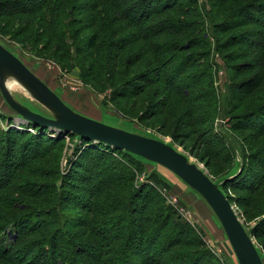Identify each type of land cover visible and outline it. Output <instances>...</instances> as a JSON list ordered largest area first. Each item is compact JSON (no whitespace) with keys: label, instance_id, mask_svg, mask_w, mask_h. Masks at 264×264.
Instances as JSON below:
<instances>
[{"label":"rangeland","instance_id":"rangeland-1","mask_svg":"<svg viewBox=\"0 0 264 264\" xmlns=\"http://www.w3.org/2000/svg\"><path fill=\"white\" fill-rule=\"evenodd\" d=\"M89 1L75 0L77 8L84 9L71 15L67 13L66 19H63V15L59 16L60 13H56L60 18L55 19L57 21L52 24L55 32L50 33L46 30L49 25L44 23L43 10L36 13L31 11L37 0H0V44L14 54L33 75L40 78L63 105L74 113L110 128L162 141L187 158L188 162L202 169L233 205L238 219L257 248L261 262L264 263V193L263 196L251 194L247 188L248 184L256 182L255 177L264 171V167L259 164L261 163L259 147L264 138H259V141L253 143V136L249 131L231 127L235 122L238 125H243L244 122L254 123L258 117L251 120L231 119L225 108L230 92L226 86L239 79L233 67L238 60H234L229 54L239 52L240 49L228 48L227 51H215V38L210 34L211 30H208L211 25L210 16L206 17L203 27L206 38L212 45L210 56L214 73L212 87L216 90L218 107L213 111L214 118L206 125L192 128L195 130L193 132L190 129V119L185 117L186 105L177 100H174L170 107L164 103L165 93H161L162 83L147 87L141 95L126 98L121 96H124L128 89L117 93L113 91L112 86L110 88V82L114 77L111 73L114 69L113 62L108 63L106 58H101L103 64L97 58V51L89 49L85 44L93 32L87 22L88 16L92 14L91 10H87L91 8L90 4H86ZM198 1L206 14L214 12L215 15L216 9L220 6L214 0ZM83 20L85 22H82ZM69 22L71 25H68ZM66 26L68 29H65V33L72 32V38L63 34L62 29ZM249 28L255 30V27L247 29ZM129 31L130 29L127 32ZM124 61L126 62L120 63L121 66H118L117 70L120 73L123 72L122 70H127L130 84L137 82L140 86L145 78L148 77L155 82L160 76L157 73H146V71L151 72L153 66L144 59L135 65L133 62H128V56ZM172 74L173 72H170V75ZM15 81L21 89L19 92L8 90L13 100L30 112L53 120V113L38 103L18 80ZM18 116L13 108L8 106L0 92V171L5 170V162L4 160L1 162V158L5 155L6 159L7 152L2 149L6 146L7 140L9 145L10 140H14L11 145V147L15 146L13 160L22 167V170L17 171L11 179L14 183L12 191L4 194L8 201L13 203V200H17L19 205L31 204L32 197L26 196L28 193H30L28 195L37 193L32 196L40 197L46 184L56 185L57 192H62L56 193L60 197L58 209L63 219L71 222L68 229L76 234L84 230L78 227V224H81L80 218L85 217L87 213L79 208L83 201H89L86 191L92 189V186H95L92 189L94 192L101 185L109 187L93 200V212L100 213L99 216L94 215L91 219L95 228L114 226L119 223V219L129 216L130 219L136 218L137 212L128 215L129 203L127 206L118 195H125L124 197L127 198L126 194L129 195L128 192L132 190L134 195L131 204L135 207L137 203L143 201V197H139L143 190L150 201L158 195L159 199H157L171 208V217L167 225L169 228L172 226L171 236L165 241L161 240L162 228L155 236L141 235L143 262L239 264L209 205L174 173L158 163L147 160L142 159L140 163L133 162L130 157L123 158L116 149L97 146L80 136L58 133L42 125L23 123ZM19 120L22 123L18 122ZM9 130L19 132L25 130L27 134L7 135ZM56 137L60 138L55 139ZM257 147L259 150L252 149ZM13 152L8 153L10 159ZM24 158L27 161L24 162ZM10 159L8 165H11ZM88 164L93 166L100 164L101 169L111 167V170L103 177H94L95 184L83 185L80 178L85 177L84 168ZM122 166L126 168L127 173L129 171L133 175L134 180L131 185V181L122 179V174L119 172ZM110 175L113 179L107 181L105 178ZM2 181H6V178ZM149 187L153 188L157 195L151 192ZM22 190L25 193H22ZM114 205L125 208V211L120 215L117 212L113 213ZM148 207L158 212L154 203H149ZM101 211L106 213L101 214ZM153 211L152 215H146L150 223L154 219ZM14 213L25 214V211L16 210ZM150 223L143 227L147 229L153 225ZM73 224L77 226L72 228ZM137 238L134 237L135 244H130L129 249L136 246ZM89 239L88 235L77 238L79 242ZM163 249L168 251L164 252ZM133 259L134 256H129L126 264H130Z\"/></svg>","mask_w":264,"mask_h":264},{"label":"trees","instance_id":"trees-1","mask_svg":"<svg viewBox=\"0 0 264 264\" xmlns=\"http://www.w3.org/2000/svg\"><path fill=\"white\" fill-rule=\"evenodd\" d=\"M74 1L37 0L31 11L36 13L43 10L46 20L44 23L49 25L46 30L53 33L55 29L52 24L57 21L56 18H60L56 13H60L59 16L63 15V19H66L67 13L71 15L84 9L77 8ZM214 1L220 4L215 12L216 17L214 12L204 13V8L198 0H90L86 4L91 5L87 10H91L92 14L88 16L87 22L93 32L85 44L89 49L97 51V58L103 64L101 58H106L108 63L113 62L114 69L111 73L114 77L110 82V88L112 86L114 92L122 93L128 89L124 96H120L123 98L138 96L144 93L147 87L162 83L161 93H165L164 103L168 107L173 105L174 100L185 104L187 107L185 117L190 119V129L195 132L192 128L208 124L214 118V109L218 107L216 90L212 87L214 76L210 63L212 45L206 38L203 27L206 17L210 16L211 25L208 30L214 35L215 51H227L228 48L240 49L239 52L229 54L234 60H238L233 67L239 79L226 86L230 90L225 107L226 113L231 119L251 120L258 117L254 123L244 122L243 125H238L235 122L231 126L232 129L249 131L255 143L259 138H264V0ZM59 24L64 25V23ZM68 25H71V22ZM248 27H255V30L247 29ZM65 29H68L67 26L62 29L63 34L72 38V32L65 33ZM127 56L128 62H133V65L144 59L153 66L151 72L146 71V73H157L160 75L158 79L154 82L147 77L140 86L137 82L130 84L127 70H122V73L117 70V67L121 66L120 63L126 62L124 60ZM170 72L173 74L170 75ZM168 113L171 114V109ZM8 134L25 136L27 131L9 130ZM88 141L93 143L91 140ZM10 142L9 145L7 140L6 146H8L2 149L7 152L6 159L5 155L1 158V162L3 160L5 162V167L2 165L5 170L0 171V264H126L129 256H134L130 264H147L142 260L144 255L141 256V253L143 254L141 235L155 236L162 228V241L171 236L172 226L169 228L167 225L171 217V208L158 200L157 193L151 187L149 190L157 195L153 197L155 199L150 201L148 195L141 190L139 197H143V201L137 203L135 207L131 204L134 195L132 190L127 191L129 193L126 194L127 198L124 197L125 195H118L126 205L129 203L128 215L137 212L138 218L136 216L130 219L129 216L119 219V223L114 226L95 228L91 219L94 215L99 216L100 213L93 212V200L109 187L101 185L94 192L92 189L95 186H92V189L86 191L89 201H83L79 208L87 213L85 217L80 218L81 224H78V227L84 230L76 234L68 229L71 222L63 219L58 209L60 197L56 193L62 192H57L56 185L46 184L40 197L32 196L37 193L31 195L28 193L26 196L32 197L31 204L19 205L20 203L13 199L11 203L4 194L12 191L14 183L11 179L17 171L22 170V167L13 160L15 146L11 147V145L14 140ZM95 144L106 149H116L123 158L130 157L136 163H140L143 159L103 143ZM252 149H260L259 164L264 167V141L260 143L259 149L258 147ZM8 151L13 152L12 159L8 157ZM210 155L212 157V154ZM8 159L12 161L11 165L7 164ZM84 170L85 177L80 178L81 183L90 186L95 184L94 177L105 176L111 167L101 169L100 164L94 166L88 164ZM126 171L122 166L119 172L123 180L131 181V185L134 180L133 175ZM5 178L6 181L3 182ZM255 178L256 182H253L255 184L251 182L247 188L251 194L263 196L264 171ZM105 179L111 181L113 178L110 175ZM22 193L25 192L22 190ZM149 203H154L158 212L150 209ZM114 208L113 213L117 212L119 215L125 211V208L119 205L117 207L114 205ZM16 210H23L25 214L14 213ZM152 211L154 219L150 223L146 215H152ZM101 212V214L106 213ZM149 223L153 225L147 229L143 227ZM76 226L73 224L72 228ZM87 235L90 237L89 240L83 242L77 240ZM134 237H138V242L134 248L129 249L130 244H135Z\"/></svg>","mask_w":264,"mask_h":264},{"label":"water","instance_id":"water-1","mask_svg":"<svg viewBox=\"0 0 264 264\" xmlns=\"http://www.w3.org/2000/svg\"><path fill=\"white\" fill-rule=\"evenodd\" d=\"M18 80L23 88L38 103L53 113V120L35 114L17 104L8 94L6 77ZM0 92L10 108L25 123L42 125L60 133H72L82 139L103 143L110 147L130 152L147 161L158 163L179 177L192 190L196 191L209 205L218 219L230 247L239 264H264L257 248L242 222L238 219L232 204L221 190L213 184L209 176L198 166L187 161L182 154L164 142L136 134L126 133L94 122L65 107L55 93L46 84L33 75L9 50L0 44ZM20 121V120H19Z\"/></svg>","mask_w":264,"mask_h":264},{"label":"bare ground","instance_id":"bare-ground-1","mask_svg":"<svg viewBox=\"0 0 264 264\" xmlns=\"http://www.w3.org/2000/svg\"><path fill=\"white\" fill-rule=\"evenodd\" d=\"M6 81H7V88H8V90H14V91H16V92H19L20 91V89H21V87H20V85L15 81V79H13V78H10V76H8V77H6ZM19 122H21V121H19ZM22 123V122H21ZM24 123V122H23Z\"/></svg>","mask_w":264,"mask_h":264},{"label":"crops","instance_id":"crops-1","mask_svg":"<svg viewBox=\"0 0 264 264\" xmlns=\"http://www.w3.org/2000/svg\"><path fill=\"white\" fill-rule=\"evenodd\" d=\"M19 122V121H18ZM17 123V122H16Z\"/></svg>","mask_w":264,"mask_h":264}]
</instances>
